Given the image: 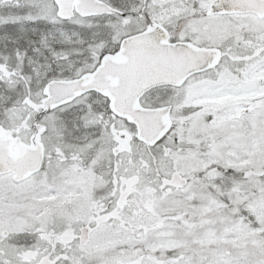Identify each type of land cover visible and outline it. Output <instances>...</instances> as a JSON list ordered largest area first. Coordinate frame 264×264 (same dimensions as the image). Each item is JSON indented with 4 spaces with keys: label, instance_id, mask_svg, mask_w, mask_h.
I'll use <instances>...</instances> for the list:
<instances>
[{
    "label": "snow or ice",
    "instance_id": "1",
    "mask_svg": "<svg viewBox=\"0 0 264 264\" xmlns=\"http://www.w3.org/2000/svg\"><path fill=\"white\" fill-rule=\"evenodd\" d=\"M0 264H264V0H0Z\"/></svg>",
    "mask_w": 264,
    "mask_h": 264
}]
</instances>
